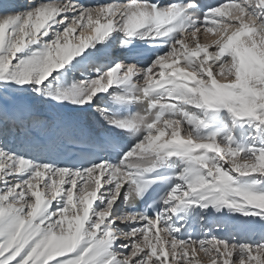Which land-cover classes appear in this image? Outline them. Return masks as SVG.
<instances>
[{
    "label": "snow or ice",
    "instance_id": "snow-or-ice-1",
    "mask_svg": "<svg viewBox=\"0 0 264 264\" xmlns=\"http://www.w3.org/2000/svg\"><path fill=\"white\" fill-rule=\"evenodd\" d=\"M205 261L264 264V0H0V264Z\"/></svg>",
    "mask_w": 264,
    "mask_h": 264
},
{
    "label": "rangeland",
    "instance_id": "rangeland-1",
    "mask_svg": "<svg viewBox=\"0 0 264 264\" xmlns=\"http://www.w3.org/2000/svg\"><path fill=\"white\" fill-rule=\"evenodd\" d=\"M18 2H22V0H18ZM204 39H201V42L203 43L204 41H203ZM116 50H119V42L117 41V44H116ZM115 50V49H114ZM205 264H206V261H205Z\"/></svg>",
    "mask_w": 264,
    "mask_h": 264
},
{
    "label": "bare ground",
    "instance_id": "bare-ground-1",
    "mask_svg": "<svg viewBox=\"0 0 264 264\" xmlns=\"http://www.w3.org/2000/svg\"><path fill=\"white\" fill-rule=\"evenodd\" d=\"M209 38H211V36L209 37ZM204 42H206L205 40H203ZM120 47V46H119ZM117 48H115V50H116ZM116 51H118V50H116Z\"/></svg>",
    "mask_w": 264,
    "mask_h": 264
}]
</instances>
